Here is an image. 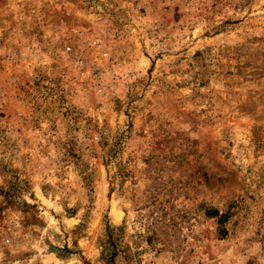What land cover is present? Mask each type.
I'll use <instances>...</instances> for the list:
<instances>
[{
    "label": "rangeland",
    "instance_id": "374dc122",
    "mask_svg": "<svg viewBox=\"0 0 264 264\" xmlns=\"http://www.w3.org/2000/svg\"><path fill=\"white\" fill-rule=\"evenodd\" d=\"M0 264H264V0H0Z\"/></svg>",
    "mask_w": 264,
    "mask_h": 264
}]
</instances>
